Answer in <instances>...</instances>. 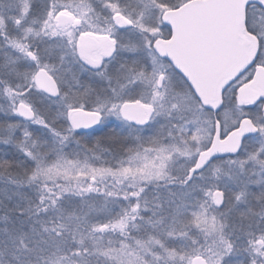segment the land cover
<instances>
[{
    "label": "snow or ice",
    "instance_id": "1",
    "mask_svg": "<svg viewBox=\"0 0 264 264\" xmlns=\"http://www.w3.org/2000/svg\"><path fill=\"white\" fill-rule=\"evenodd\" d=\"M0 264H264V0H0Z\"/></svg>",
    "mask_w": 264,
    "mask_h": 264
}]
</instances>
